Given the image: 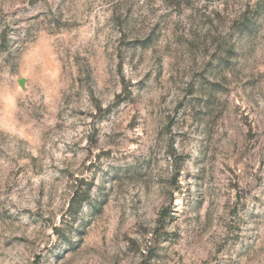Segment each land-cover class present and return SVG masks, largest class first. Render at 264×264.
<instances>
[{"label": "rangeland", "instance_id": "rangeland-1", "mask_svg": "<svg viewBox=\"0 0 264 264\" xmlns=\"http://www.w3.org/2000/svg\"><path fill=\"white\" fill-rule=\"evenodd\" d=\"M0 264H264V0H0Z\"/></svg>", "mask_w": 264, "mask_h": 264}, {"label": "trees", "instance_id": "trees-1", "mask_svg": "<svg viewBox=\"0 0 264 264\" xmlns=\"http://www.w3.org/2000/svg\"><path fill=\"white\" fill-rule=\"evenodd\" d=\"M91 185H92V183H88L86 185V191H84L85 192V195H82V198H81V196L78 195V192H75L74 193V195H73V197H72V199L70 201V205H69V209H68L69 210V213L76 214L77 211L81 209L82 203H83V199L85 201V200H88V198H89L88 192L90 191V188H91L90 186Z\"/></svg>", "mask_w": 264, "mask_h": 264}]
</instances>
